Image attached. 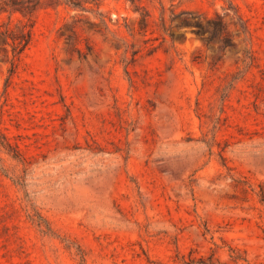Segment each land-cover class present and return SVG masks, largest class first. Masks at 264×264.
Here are the masks:
<instances>
[{
	"label": "rangeland",
	"instance_id": "374dc122",
	"mask_svg": "<svg viewBox=\"0 0 264 264\" xmlns=\"http://www.w3.org/2000/svg\"><path fill=\"white\" fill-rule=\"evenodd\" d=\"M199 257L264 264V0H0V264Z\"/></svg>",
	"mask_w": 264,
	"mask_h": 264
},
{
	"label": "trees",
	"instance_id": "16d2710c",
	"mask_svg": "<svg viewBox=\"0 0 264 264\" xmlns=\"http://www.w3.org/2000/svg\"><path fill=\"white\" fill-rule=\"evenodd\" d=\"M20 38L22 40H24L25 43L23 45H21V47L19 49H16V47H13V56H12L11 60L14 59V56L17 53H20L23 50L25 44L28 41V34L26 35V33H23L22 32V33H20ZM209 262H210L209 264H213L212 259H209ZM190 264H208V262L206 261V258L205 257H199V258H191L190 259Z\"/></svg>",
	"mask_w": 264,
	"mask_h": 264
}]
</instances>
